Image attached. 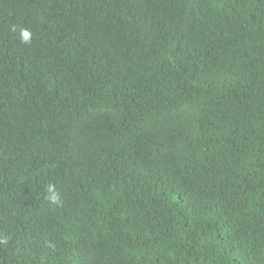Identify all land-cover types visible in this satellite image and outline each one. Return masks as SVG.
Listing matches in <instances>:
<instances>
[{
    "label": "trees",
    "instance_id": "1",
    "mask_svg": "<svg viewBox=\"0 0 264 264\" xmlns=\"http://www.w3.org/2000/svg\"><path fill=\"white\" fill-rule=\"evenodd\" d=\"M0 264H264V0H0Z\"/></svg>",
    "mask_w": 264,
    "mask_h": 264
},
{
    "label": "clouds",
    "instance_id": "2",
    "mask_svg": "<svg viewBox=\"0 0 264 264\" xmlns=\"http://www.w3.org/2000/svg\"><path fill=\"white\" fill-rule=\"evenodd\" d=\"M22 35H23V38H24L25 42H28L29 38L31 36V33L29 31H27V30H24Z\"/></svg>",
    "mask_w": 264,
    "mask_h": 264
}]
</instances>
